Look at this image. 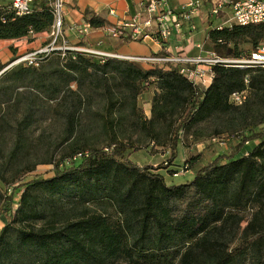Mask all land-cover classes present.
<instances>
[{"label":"trees","instance_id":"obj_1","mask_svg":"<svg viewBox=\"0 0 264 264\" xmlns=\"http://www.w3.org/2000/svg\"><path fill=\"white\" fill-rule=\"evenodd\" d=\"M38 6L23 17L9 6L0 10V42L50 34L54 16L41 0ZM86 18L93 29L112 27L104 17ZM206 41L221 57L248 58L264 44V24L211 28ZM7 67L0 61V73ZM214 73L200 91L171 64L146 68L71 51L6 70L0 218L9 219L0 231V264H264V68L219 65ZM151 87L147 119L139 99ZM236 93L247 94L242 105L231 103ZM51 110L61 129L52 141L57 161L50 148L40 160L38 145L47 138L29 137ZM158 125L167 127L172 159L180 135L201 125L200 132L210 128V136L235 145L186 183L169 185L158 172L164 166L130 159L149 144L166 145ZM200 161L190 156L187 172ZM40 164L53 165V176L27 181Z\"/></svg>","mask_w":264,"mask_h":264},{"label":"built area","instance_id":"obj_2","mask_svg":"<svg viewBox=\"0 0 264 264\" xmlns=\"http://www.w3.org/2000/svg\"><path fill=\"white\" fill-rule=\"evenodd\" d=\"M39 0H0V10L11 9L17 17L32 15L42 9L38 6ZM45 7L58 8L59 18L54 19L50 33L51 42L45 47L34 50L27 55L18 56L11 63L9 68L25 65L39 67L42 62L53 52L59 51L65 56L67 51L76 52V49H83V54L90 57H97L104 60L108 53L96 51L83 46L68 47L64 45L63 34L66 24L65 2L64 0H41ZM202 2H191L180 10L167 8L165 0H150L144 5V11L148 16L147 20L133 19L129 23H122L115 27L108 28L109 37L124 42H143L145 40L155 41L162 46L166 56L159 54L154 56L131 58L125 60L144 65L148 68L155 66H165L171 64L179 73L193 86L204 91L207 85H212L215 76L214 67L223 65L224 67H237V65H255L264 68V44L252 53L248 58L234 59L230 56L221 57L216 52L207 51V38L203 43H196L195 33L197 32L194 19L201 13ZM223 9H228L230 17L224 21L217 29L223 31L234 26L247 27L252 25L264 24V0H218L211 11V17L219 16ZM113 14V13H111ZM189 29L185 32V26ZM93 29L89 24L78 28L81 36H86ZM184 40L185 48H177V52H167L172 41ZM168 45V46H167ZM200 52L198 56H191L187 53V48ZM246 93H236L232 95L230 101L234 104V99L246 100ZM83 155L75 157L74 161H79ZM12 191H9L11 195ZM16 207V205H15Z\"/></svg>","mask_w":264,"mask_h":264},{"label":"rangeland","instance_id":"obj_3","mask_svg":"<svg viewBox=\"0 0 264 264\" xmlns=\"http://www.w3.org/2000/svg\"><path fill=\"white\" fill-rule=\"evenodd\" d=\"M222 12L224 13V17L215 16L211 18V25L203 24L200 21L195 24L197 28V32L195 33L194 38L196 40V43H203L206 38L205 36L210 28H217L230 17V12L228 9H223ZM50 42L51 40L47 39V42H45L40 48H43ZM23 46L24 45L20 42H10L0 46V61L3 64L8 65V67L6 68L7 70L10 69L9 67L12 63L11 61L17 57L18 52L23 53ZM246 49H250V46L246 45ZM34 50L35 49H31L28 52L30 53ZM154 93L155 88L151 87L150 90L143 94L139 99V106L147 119L151 118L152 100L154 97ZM206 127L207 125H201L200 127H197L190 131V133H183L182 135H180L179 145L177 148V158L172 159V151L169 150L170 137L165 134V132H167V127L164 125H158L159 132L163 133V136H165L166 145L158 146L156 144H149L148 147L142 148L139 152L131 153L130 159L141 167L154 166V168H159L160 166H164L165 169L159 170L158 172L165 177L167 184H184L194 176L195 171H197L201 167H205L211 164L218 156L227 154L230 148L235 145V143L232 142L227 136H222L220 138L210 136V128L205 130L206 132H200V130L205 129ZM60 131V124L52 115V110L50 111V114L48 115V118L46 120H43L29 131V137L33 142H37L42 136L47 138V140L45 141L46 143L43 144L42 149V145H38L40 149H38L40 160L43 159V155L50 156L51 153L52 156H57L55 158V161L59 159V151H56L55 149L52 150V141L59 136ZM197 133H200L201 135H197ZM208 133L209 135L207 136ZM248 147V149L252 148L253 144H248ZM47 148H50V154L45 151ZM199 155H201V161L200 163H198V166L194 170H190L187 172V166L185 164L186 160H188L190 156L198 157ZM172 162L173 164L170 165ZM53 170V165L40 164L37 166L36 171L33 174L31 173V175L27 178V181H32V179L37 178H50L51 176H53ZM177 172L178 174H176ZM2 187L5 188L4 186ZM17 201L18 198H14L13 209H15L14 205H16ZM115 264H125V262L122 260Z\"/></svg>","mask_w":264,"mask_h":264},{"label":"crops","instance_id":"obj_4","mask_svg":"<svg viewBox=\"0 0 264 264\" xmlns=\"http://www.w3.org/2000/svg\"><path fill=\"white\" fill-rule=\"evenodd\" d=\"M150 0H64L66 24L63 34V44L68 47H76L82 45L83 47L94 49L96 51L108 53L109 56H117L124 59V57L142 58L154 56L164 51L162 46L158 45L155 41L145 40L143 42H124L109 37L108 28L91 29L90 33L86 36H81L78 28L85 26L87 18L86 13L104 17L108 23L115 27L122 23H129L133 19H140L142 22L147 20L148 16L144 11V5ZM167 8L171 10H180L191 2L201 1V13L194 19V25L199 21L203 24L211 25V11L218 0H165ZM113 13V14H111ZM224 17V13H221ZM219 17V16H218ZM209 18V19H208ZM189 29V25L185 26V32ZM211 29V28H210ZM209 29V30H210ZM208 30V32H209ZM206 34V38L208 35ZM205 38V39H206ZM50 39L49 33L35 34L32 40L26 38L17 41H2L0 46L6 43L20 42L24 46L23 53L18 52V56L27 55L31 49L38 50L42 45ZM205 41V40H204ZM168 46V45H167ZM45 47V46H44ZM186 43L184 40L172 41L169 45L170 50L167 52L175 53L177 48H185ZM187 53L191 56H198L199 51L186 49ZM21 51V50H19ZM165 52V51H164ZM258 142H251L250 144H257ZM251 146V145H250ZM248 146L246 150H248ZM0 184V193L5 192V188ZM3 188V189H2ZM8 217L0 218V231L4 228Z\"/></svg>","mask_w":264,"mask_h":264},{"label":"bare ground","instance_id":"obj_5","mask_svg":"<svg viewBox=\"0 0 264 264\" xmlns=\"http://www.w3.org/2000/svg\"><path fill=\"white\" fill-rule=\"evenodd\" d=\"M50 12L51 14H53L54 16V19H58L59 18V11H58V8H52V7H46ZM76 52L78 53H83V49H76ZM118 58L117 56H109V55H105L104 58ZM123 58V57H122ZM121 58V59H122ZM125 58V57H124ZM124 60V59H122ZM238 68H247V67H255V65H237ZM193 84V83H192ZM210 85H207L206 89L209 88ZM234 103L238 105H242L244 103V99H234ZM18 206L16 205L15 209L17 208Z\"/></svg>","mask_w":264,"mask_h":264},{"label":"water","instance_id":"obj_6","mask_svg":"<svg viewBox=\"0 0 264 264\" xmlns=\"http://www.w3.org/2000/svg\"><path fill=\"white\" fill-rule=\"evenodd\" d=\"M7 69H5L2 73H0V76L6 71Z\"/></svg>","mask_w":264,"mask_h":264}]
</instances>
